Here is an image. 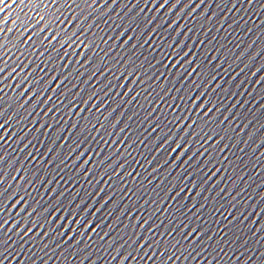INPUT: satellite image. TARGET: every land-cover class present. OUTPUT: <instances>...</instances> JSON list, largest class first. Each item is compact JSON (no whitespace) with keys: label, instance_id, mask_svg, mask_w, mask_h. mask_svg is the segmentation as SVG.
<instances>
[{"label":"snow or ice","instance_id":"snow-or-ice-1","mask_svg":"<svg viewBox=\"0 0 264 264\" xmlns=\"http://www.w3.org/2000/svg\"><path fill=\"white\" fill-rule=\"evenodd\" d=\"M230 2L235 7V0ZM254 2L247 0L249 5ZM180 4L181 0H11L10 4L0 0V264H11L28 240L39 244L40 251L48 249L53 239L57 241L54 248L63 243L65 249L79 245L85 236L91 241V235L104 223V219L95 220L97 213L108 204L115 207L125 197L132 205L129 216L137 202L141 209L147 206L150 214L143 219L137 215L130 227L125 225L131 235L117 248L127 244L134 246V252L122 253L119 264H125L129 257L137 264H191L205 252L213 236L205 235L211 229L200 222L198 214L209 197L205 195L198 205L196 201L202 193L213 191L224 178L222 173L234 163L224 153L229 141L235 139L232 121L243 115L232 109L243 104L236 100L226 106L224 101L238 95L234 89L243 81H235L230 90L223 76L231 65L222 75L219 69L226 57L219 45L212 47V40L202 52L193 51L192 41L185 44L193 28L177 26L180 13L188 9L184 15L207 24L211 17H205L206 8L198 17L193 16L205 0H183L180 13L165 24ZM258 6L264 8V3ZM165 8L164 19L154 23L155 13ZM146 10L154 14L149 17ZM161 25V40L174 26L175 31L165 45L171 51L157 58L149 42ZM204 31L207 34V27ZM177 36L181 38L177 40ZM145 45L150 50L141 58ZM202 45L204 41L200 40L195 48ZM262 70L264 64L255 66L251 75L257 76ZM106 74L109 78L101 81ZM262 82L264 75H259L254 86ZM119 89H124L123 93ZM259 95H264V88ZM133 105L135 110L127 111ZM145 108L147 111L133 127L131 121ZM34 112L41 116L39 122ZM144 125L147 127L142 128ZM41 130L49 140L40 136ZM13 144L19 147L13 148ZM41 145H45L43 151ZM140 145L154 146L143 164L138 159L142 155L137 151ZM166 147L161 161L153 165ZM10 148L22 155H10ZM178 162L182 171L169 179ZM149 165H153L151 171L145 172ZM70 167L88 183L94 170H98L95 183L105 179L91 197L77 199L73 195L65 199L67 188L57 191L48 185L59 184L60 174ZM185 168L188 170L183 171ZM160 170L162 179L153 184L154 174ZM218 173L220 179L210 184ZM74 179L70 177L67 182ZM12 181H16L15 186ZM117 183L119 198L112 192ZM38 187L41 192L34 195ZM242 191L239 189L236 196ZM45 192L50 197L55 193L54 199L45 200ZM101 193L103 197L93 208L92 201ZM190 194L191 202L185 203ZM226 195L224 188L215 193L216 198ZM235 198L220 203L213 199V206L207 210L211 218L227 204L223 215H231V219L224 236H235L241 228L233 223L239 216L238 210L233 212ZM166 201L169 203L165 206ZM119 214H125L123 208ZM117 220L107 226L100 240L108 236ZM157 228H161L158 233ZM16 238L20 247L12 252ZM64 256L61 251L60 258ZM86 259L88 256H83L80 264ZM213 259L207 264H213ZM91 264H96L95 260Z\"/></svg>","mask_w":264,"mask_h":264}]
</instances>
